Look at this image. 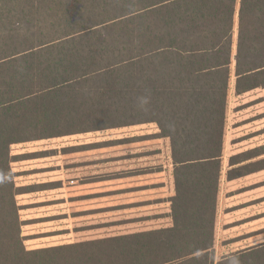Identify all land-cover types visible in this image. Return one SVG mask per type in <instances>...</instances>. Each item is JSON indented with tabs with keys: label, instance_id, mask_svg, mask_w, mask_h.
<instances>
[{
	"label": "trees",
	"instance_id": "16d2710c",
	"mask_svg": "<svg viewBox=\"0 0 264 264\" xmlns=\"http://www.w3.org/2000/svg\"><path fill=\"white\" fill-rule=\"evenodd\" d=\"M234 62L238 95L264 88V0H0V264H264V245L216 260ZM149 123L171 139L172 226L73 243L53 240L58 223L33 232L20 196L38 185L13 163L38 152L14 145Z\"/></svg>",
	"mask_w": 264,
	"mask_h": 264
},
{
	"label": "crops",
	"instance_id": "0c3cea01",
	"mask_svg": "<svg viewBox=\"0 0 264 264\" xmlns=\"http://www.w3.org/2000/svg\"><path fill=\"white\" fill-rule=\"evenodd\" d=\"M232 67H234L233 78L229 88L221 169L217 183L215 249L221 242L255 244L254 237L264 235V140L262 130L257 128L259 125L257 123L262 119L259 117L261 114L253 113L248 105L254 92L261 88L238 95L235 90V62ZM249 112L253 113L252 118L250 114L248 116ZM252 122L257 123L251 124ZM248 129L254 130L248 132ZM139 142L122 141L118 143V147H102L99 149L104 150L97 152L98 155L95 154V149L91 147L90 142L85 144L89 146L87 150L74 149L69 153L63 152L62 147L52 148V146L37 148V150L28 149L29 152H38V155L14 162L13 167L15 171L20 172L17 177L20 185H38L36 190L20 196L21 203L26 205L23 218L30 219L35 224L36 228L33 232L41 233L56 229L57 223L62 221L65 213L75 212L74 208L77 207L75 198L78 197L79 189L78 175L79 171H83L79 170L83 168L82 163H78L79 154L86 155L82 157L85 162L90 156H98L101 157V163L119 161L120 167H126V165H133L132 161L149 159L151 154L147 152L134 155L126 153L125 149H131L129 147L151 145L147 144L150 143L147 141H142L144 144H136ZM111 147H117L116 151L112 150V152L121 150L120 152L125 151V154L114 160L105 158L111 153L109 150ZM92 161L95 165L99 163V160ZM114 167L116 166L109 167V173ZM175 169L176 164L171 159L170 175L165 180H163L162 170L123 171L122 175L117 171L119 174L117 177L108 174V177L102 179L107 180V186L112 187L111 189L99 190L90 187L84 192H87L86 196L93 197L94 194L103 193L102 191H111L112 193L106 196L117 198L118 206L124 212L139 211L142 207H146L145 204L151 209V207H157L158 202L166 203L164 208H168L167 211L171 217L172 199L177 193ZM167 170L168 168L165 172ZM85 171L81 172V175L86 173ZM102 180L96 181L102 182ZM87 183L91 182H85ZM160 189L163 190L161 194ZM157 195L164 196H161V200L158 201ZM135 222L132 220L126 222V225Z\"/></svg>",
	"mask_w": 264,
	"mask_h": 264
},
{
	"label": "rangeland",
	"instance_id": "374dc122",
	"mask_svg": "<svg viewBox=\"0 0 264 264\" xmlns=\"http://www.w3.org/2000/svg\"><path fill=\"white\" fill-rule=\"evenodd\" d=\"M238 18L236 17V24L234 30V54L237 50V43H238ZM233 66V65H232ZM234 68V67H232ZM234 82V80H233ZM238 103V102H237ZM249 109L251 111L261 114L259 117L262 119L258 123L252 122L251 124H259L256 127L262 130L263 132V140H264V88L257 89L254 92V95L249 100ZM250 111V112H251ZM250 114V118H252L253 113ZM257 118V117H256ZM250 125V124H249ZM248 132H251L254 129H248ZM160 130L158 125L155 123L149 124H141V125H133L121 128H113V129H105L85 134L79 135H68V136H60V137H53L48 139H39L34 140L32 142L27 143L26 145H14L13 146V153L16 154L19 152L23 147L26 146L27 150L32 149L36 150L37 148L45 147V146H53L68 148L70 144L77 143L78 147L76 150L78 151H85L88 149L89 146L85 145L88 142H99V144H93L91 147H94L95 154L98 155L97 152H102L104 149H99L102 147L108 146H117L118 143L122 141H140L136 144H144L142 141H147L151 144L144 147H129L131 149H125L126 153L129 155L139 154V152H147L150 155L149 159H144L140 161H132L134 162L133 165L126 167L119 166V161L111 162V163H101V157L98 156H90L87 161H83L82 157L86 156L84 154L78 155V163H82L81 169L83 171H79V186H78V197L75 198L76 200V209L72 214L68 212L67 220L62 219L58 223V225L63 228V232L65 233L63 236L56 237L53 240L60 241V242H85L89 240H96L102 239L111 236L117 235H124V234H131L128 232H141L147 231V229L153 230L162 227L172 226V213L171 217L168 214L167 209L164 208L166 203L158 202L157 207H151L145 204L146 207H142L139 211H129L124 212L121 210L120 206H118L117 198L106 196V194L112 193L111 191H102L103 193L94 194L93 197L86 196L87 192H84L86 189L93 187L94 189H102L109 190L111 189L108 187L107 180H102L111 174L114 177H117L119 174L122 175V172H131L135 170V172L139 171H163V180L168 178L170 175V162L171 159L173 160L172 156V145L171 139L169 137H163L160 134ZM249 134V133H248ZM258 138V137H257ZM81 144V146L79 145ZM134 146V145H131ZM98 147V148H97ZM118 147V146H117ZM117 147H111L109 150L111 153L108 154V157L111 160L119 158L121 155L125 154L118 151L112 152V150L116 151ZM66 150V149H65ZM74 150L73 148L67 149L65 153H69L70 151ZM38 155V154H37ZM31 156V155H30ZM34 156V155H32ZM117 156V157H114ZM104 155L102 156V158ZM130 157V156H129ZM92 160H99V163L95 165V162ZM87 164V166H84ZM95 166H93V165ZM115 165L114 169L109 173V167ZM168 166V167H167ZM91 168V169H90ZM168 170L165 172V170ZM89 170V171H85ZM86 172L81 175V172ZM119 174H118V172ZM113 172V173H112ZM109 174V175H108ZM156 175V174H154ZM158 175V174H157ZM102 180V182L96 180ZM159 179V178H156ZM83 180L84 183H83ZM90 180V181H88ZM168 180V179H167ZM93 181V182H92ZM116 181V180H115ZM85 182H91L85 184ZM91 184V185H88ZM83 185V186H82ZM83 189V190H81ZM169 191V188H168ZM160 194L163 190L160 189ZM161 196L164 195H157V200H161ZM168 196V195H167ZM148 198V197H146ZM145 198V199H146ZM74 199V197H72ZM109 200V201H108ZM108 204V205H107ZM153 217H156L153 219ZM136 221L134 224L126 225V222L129 221ZM31 226H28L27 229H30ZM68 228V229H67ZM131 228V229H127ZM136 229V230H133ZM255 244H248V243H237V244H229L226 242H221L218 246H216V260H220L223 257L230 256L237 252H241L243 250H249L257 246L264 245V235L254 237ZM48 243H52L49 239H40L31 240L26 242V246L28 248H32L38 245H47Z\"/></svg>",
	"mask_w": 264,
	"mask_h": 264
},
{
	"label": "clouds",
	"instance_id": "9594fccd",
	"mask_svg": "<svg viewBox=\"0 0 264 264\" xmlns=\"http://www.w3.org/2000/svg\"><path fill=\"white\" fill-rule=\"evenodd\" d=\"M149 102V98L147 96L139 97L138 98V104L141 108H143L145 105H147ZM231 264H242L240 257L237 255H233L231 257Z\"/></svg>",
	"mask_w": 264,
	"mask_h": 264
}]
</instances>
